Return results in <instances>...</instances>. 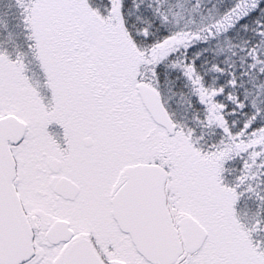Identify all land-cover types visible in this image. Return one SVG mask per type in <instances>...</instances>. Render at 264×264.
<instances>
[{"label":"snow or ice","instance_id":"6c2138e0","mask_svg":"<svg viewBox=\"0 0 264 264\" xmlns=\"http://www.w3.org/2000/svg\"><path fill=\"white\" fill-rule=\"evenodd\" d=\"M0 264H264V0H0Z\"/></svg>","mask_w":264,"mask_h":264}]
</instances>
